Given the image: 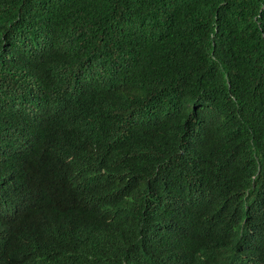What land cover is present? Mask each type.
<instances>
[{"label":"trees","instance_id":"1","mask_svg":"<svg viewBox=\"0 0 264 264\" xmlns=\"http://www.w3.org/2000/svg\"><path fill=\"white\" fill-rule=\"evenodd\" d=\"M264 264V0H0V264Z\"/></svg>","mask_w":264,"mask_h":264},{"label":"clouds","instance_id":"2","mask_svg":"<svg viewBox=\"0 0 264 264\" xmlns=\"http://www.w3.org/2000/svg\"><path fill=\"white\" fill-rule=\"evenodd\" d=\"M156 263V262H153V264Z\"/></svg>","mask_w":264,"mask_h":264}]
</instances>
